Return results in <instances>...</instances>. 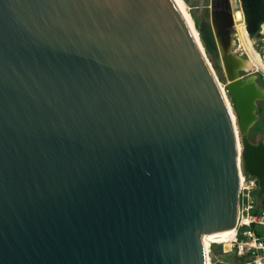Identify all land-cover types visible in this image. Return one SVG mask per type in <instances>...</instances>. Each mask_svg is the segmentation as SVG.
<instances>
[{
    "label": "water",
    "instance_id": "95a60500",
    "mask_svg": "<svg viewBox=\"0 0 264 264\" xmlns=\"http://www.w3.org/2000/svg\"><path fill=\"white\" fill-rule=\"evenodd\" d=\"M236 12L197 41L175 0H0V264H207L241 174L264 196Z\"/></svg>",
    "mask_w": 264,
    "mask_h": 264
},
{
    "label": "built area",
    "instance_id": "2783aa9c",
    "mask_svg": "<svg viewBox=\"0 0 264 264\" xmlns=\"http://www.w3.org/2000/svg\"><path fill=\"white\" fill-rule=\"evenodd\" d=\"M264 74V71H261ZM243 180L246 176L241 174ZM241 177V206L237 218V230L226 243L218 244L210 241L207 245V264H227L219 260V255L234 254L231 264H264V196L262 200L256 198L258 183L255 179ZM209 242V240H207ZM221 251L215 252L216 246Z\"/></svg>",
    "mask_w": 264,
    "mask_h": 264
},
{
    "label": "bare ground",
    "instance_id": "6f19581e",
    "mask_svg": "<svg viewBox=\"0 0 264 264\" xmlns=\"http://www.w3.org/2000/svg\"><path fill=\"white\" fill-rule=\"evenodd\" d=\"M175 1L178 5L179 9L181 10L183 16L185 17L186 21L188 22L189 27H190L191 31L193 32V35L195 36L197 41H199V37H198L197 31L195 30V26H194V20L191 16V13H190V6H188L184 0H175ZM231 2H232V7L234 9L237 8V12L234 13V15H235L234 16L235 17V30H236L235 31V35H236L235 40H237L241 49H243L245 51V53L248 55V58L250 59L249 60L250 69H254L258 72L264 71V63H263L260 55L255 51V49L253 47V43L250 39V36L248 35V33L246 31L244 15L237 5V0H231ZM199 44H200V42H199ZM201 48L204 51V48L202 47V45H201ZM217 79H218V77H217ZM218 81H219V79H218ZM219 83L221 85V88H223V90H224V86L221 84L220 81H219ZM245 178H246V180H243V177H242V180L243 181H249V179L247 177H245ZM236 225H237V221H236V224L234 226L232 233L226 239H224L220 242H214V243L222 244L223 242L224 243L228 242L230 237L237 230ZM206 242L210 243V241L208 242L207 240H206ZM206 247H207V245H205V249H206ZM206 257L208 260L207 249H206Z\"/></svg>",
    "mask_w": 264,
    "mask_h": 264
},
{
    "label": "rangeland",
    "instance_id": "374dc122",
    "mask_svg": "<svg viewBox=\"0 0 264 264\" xmlns=\"http://www.w3.org/2000/svg\"><path fill=\"white\" fill-rule=\"evenodd\" d=\"M184 1L186 2V4L188 6L194 8L192 11L194 23H196L195 22L196 18L200 21V19L202 18V10H203L202 7L207 5L208 0H184ZM261 32H262V37H260V38L251 37L250 35L249 36H250V39L253 43V47H254L255 51L260 55V57L264 63V28L261 29ZM235 37H236V35H235ZM235 51L244 57H248V55L245 53V51L243 49H241V47L239 46V43L237 42V40H236ZM252 70L254 71L253 73H255V75H257L258 82L261 84L262 87H264V74H263V72H261V71L258 72L254 69H252ZM218 79L221 82V84L223 85L221 78L218 77ZM261 137H263V139H264V102H259V120L253 126V128L251 130V140L253 142H257L258 139ZM245 176L248 177L247 175H244V177ZM221 250L222 249H221L220 245L216 246L214 248L215 252H219ZM213 262L216 263L215 260H213ZM213 262H212V264H213Z\"/></svg>",
    "mask_w": 264,
    "mask_h": 264
},
{
    "label": "trees",
    "instance_id": "16d2710c",
    "mask_svg": "<svg viewBox=\"0 0 264 264\" xmlns=\"http://www.w3.org/2000/svg\"><path fill=\"white\" fill-rule=\"evenodd\" d=\"M246 20V31L256 37L264 26V0H241Z\"/></svg>",
    "mask_w": 264,
    "mask_h": 264
},
{
    "label": "flooded vegetation",
    "instance_id": "af4514ba",
    "mask_svg": "<svg viewBox=\"0 0 264 264\" xmlns=\"http://www.w3.org/2000/svg\"><path fill=\"white\" fill-rule=\"evenodd\" d=\"M229 3L232 4L231 0H208V3L206 6L202 7L203 10H202V18L200 19V21L196 18V25L198 24H201L203 22H208V20L206 19V15L208 14V9L212 8L214 10H217V11H220L221 9H226L228 6H229ZM194 8L190 7V13H191V16L193 18V11ZM221 256H224V255H219V260H221L223 263H225L223 261V259L221 258Z\"/></svg>",
    "mask_w": 264,
    "mask_h": 264
}]
</instances>
